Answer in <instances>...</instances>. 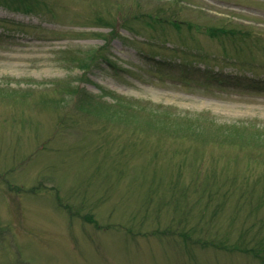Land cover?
I'll use <instances>...</instances> for the list:
<instances>
[{"label":"rangeland","instance_id":"obj_1","mask_svg":"<svg viewBox=\"0 0 264 264\" xmlns=\"http://www.w3.org/2000/svg\"><path fill=\"white\" fill-rule=\"evenodd\" d=\"M0 264H264V0H0Z\"/></svg>","mask_w":264,"mask_h":264}]
</instances>
